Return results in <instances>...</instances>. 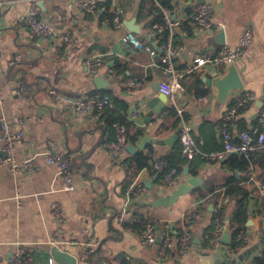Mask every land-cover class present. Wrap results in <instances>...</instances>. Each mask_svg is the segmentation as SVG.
<instances>
[{
  "label": "crops",
  "instance_id": "0c3cea01",
  "mask_svg": "<svg viewBox=\"0 0 264 264\" xmlns=\"http://www.w3.org/2000/svg\"><path fill=\"white\" fill-rule=\"evenodd\" d=\"M39 1H43L46 10ZM83 1L36 0L59 33L70 32L76 39L67 42L56 36L35 35L20 22V16L29 11L28 0H0V86L5 95L4 106L0 105V119L5 116L17 129L20 128L17 120L22 119L25 134L24 142L15 149V157L22 161L47 151L49 142H55L72 159L75 169V188L64 191L56 165L48 163L43 155L37 157L36 169L22 173L14 172L8 164L0 165V264H13L10 259L19 243L33 248L31 264H49L47 252L53 246L75 256L76 264H250L264 250V189L261 186L264 149L252 153L248 171L233 169L228 162L231 153L225 152L221 122L225 111L245 91H253L257 98L239 109L234 127L239 133L245 126L248 130L257 126L263 106L259 100L264 103V0H166L167 8L161 0H153L159 8V4L164 8H160L163 14L168 13L172 18L204 3L212 6V30L200 31L193 23L174 30L175 43L183 46L174 61L175 73L163 67L164 40L157 34L158 23L152 25L151 0H110L102 3L95 13L85 12ZM107 3L109 8H105ZM116 8L120 9L121 27L109 19ZM131 19L139 25V31L133 32L136 38L148 42L156 54L137 49L126 39L131 32L126 21ZM246 28L252 29L253 41L236 61L244 87L232 91L228 100L219 105L215 88L208 87L203 79L215 72L223 74L225 67L207 62L192 69L195 59L209 60L225 46L236 47ZM16 53H22L23 60L7 68ZM92 54H102L104 58L95 75L86 65V59ZM96 76L107 79L109 88H98ZM174 78L180 80L183 89L172 95L163 93L162 86ZM134 80H143V86H130ZM198 80L202 82L201 90L207 94L198 91ZM158 83L162 85L159 89ZM95 92L110 95L117 101V108L81 114L65 102L67 97H86ZM153 97H159L162 105L170 104L177 114L151 118L150 112L144 113L142 107L145 100ZM135 111L138 113L133 116ZM108 112L121 113L131 122L130 134L137 137L134 145L150 135L161 140L173 137L184 118L192 127V135L203 154L185 158L180 132L170 144L149 143L139 151L149 156V165L160 158L164 160V167L154 171L148 165L130 181L129 160L135 153L125 149L120 155H114L106 147L116 140ZM146 117L151 121L147 122ZM3 147L4 142L0 140V158L5 156ZM180 154L185 164L175 182L167 184V157L173 155L176 162ZM185 168H188L187 174ZM194 177L198 178L197 185L173 204H153ZM150 179L151 189L146 186ZM135 180L143 183L144 190L137 199L130 200L127 188ZM230 180L250 192L245 224L249 242L236 248L223 242L206 244L219 204L224 209V224L231 226L234 240L236 226L231 224V216L237 205L236 196H225ZM55 203L60 206L63 222L53 212ZM135 213L152 221L162 234L168 231L175 234L177 228L183 232L189 230L193 236L191 248L182 254L176 248L177 238L172 235L173 248L161 256L158 243L153 246L143 243L142 232L134 227ZM187 215L193 221L186 225ZM260 222H263V231L258 233ZM96 242L94 252L85 257V251Z\"/></svg>",
  "mask_w": 264,
  "mask_h": 264
},
{
  "label": "built area",
  "instance_id": "2783aa9c",
  "mask_svg": "<svg viewBox=\"0 0 264 264\" xmlns=\"http://www.w3.org/2000/svg\"><path fill=\"white\" fill-rule=\"evenodd\" d=\"M110 0H84L82 2V8L87 13H95L101 3H105ZM29 11L26 14L20 16L19 20L24 25L28 26L32 33L41 37H59L63 41L73 42L76 41L75 37L70 32L59 33L55 26L44 16L41 7L37 4L36 0H28ZM160 8H164L159 4ZM1 7V2H0ZM114 17V24L118 27L123 25L120 16V9L116 8ZM66 21V18H65ZM193 23L200 31H210L214 28V22L212 18V6L209 3H204L196 6L193 10L184 13L183 15L172 18L170 14L164 13L163 23H158L156 29L158 32L165 30L169 31V35L161 45L162 62L165 70L171 73H175L174 61L175 58L183 50L181 44H177L173 38V32L176 28L183 27L186 23ZM137 49L146 50L151 54H156V50L148 43L140 39H137L133 32H129L126 36ZM253 41V31L251 28H246L238 41L236 47L225 46L221 52H219L212 59H205L203 57H197L195 59V65L192 69H197L200 66L205 65L207 62H212L220 67L228 65L232 61H237L245 54L246 50L251 46ZM23 60L22 53H16L9 60L7 68L11 67ZM104 58L102 54H92L86 59V65L91 74L98 73L100 67L103 65ZM143 80L131 81L130 86L141 87L143 86ZM183 89V86L178 78L171 80L170 84L162 86L161 91L167 95H172L175 91ZM257 98L253 91H245L235 105L225 111L221 122V133L226 153H237L250 157L251 154L258 149H264V103L257 119V126L252 131L235 132V120L240 108L253 102ZM65 102L73 106L79 113L85 114L88 112L103 110L114 111L116 109L115 102L109 95L95 92L86 97H67ZM5 95L2 87L0 86V105L4 106ZM137 111L133 113V116L137 115ZM181 113V112H180ZM182 114V113H181ZM183 118V117H182ZM0 140L4 142L3 151L5 156L0 158V165H10L11 169L16 173H22L27 170L36 169L38 166L37 157L43 155L48 163L54 164L57 167L58 174L63 179L64 191H71L75 188L74 182V167L72 159L65 156L63 152L59 150L57 143L49 142V148L44 152H37L29 158L24 160H18L15 157V149L18 145L24 142V130L23 120L18 119L17 124L20 128H15L13 124L7 121L5 116L0 119ZM114 127L116 130V140L109 142L106 147L114 155H120L127 146L128 143V126L126 123L115 122ZM180 139L182 142V153L185 158L193 159L199 154H203L197 146L196 140L192 135V127L183 118L180 127ZM151 170H160L164 167V160L160 158L154 159L148 166ZM179 171L176 167L171 168L167 173L165 181L167 184H173L177 179ZM264 189V184L261 185ZM143 183L139 180L133 181L127 188V196L130 200L137 199L143 192ZM221 204L215 208V226L208 233L210 242L213 245H220L222 242V235L224 232V219L220 217ZM53 212L58 219L63 222L61 209L58 203L53 205ZM120 220H124L121 215ZM263 231V222H260L258 233ZM142 241L145 245H156L158 239L157 227L152 221H148L144 231L141 234ZM182 243L181 253L186 254L193 244V236L189 230H185L182 236L177 239ZM234 240L240 245H246L249 242V235L246 229L241 228L235 233ZM97 242L92 244L86 251L84 256L92 254L97 246ZM159 251L161 256H166L168 252L173 248L174 241L173 236L168 231L162 238V242L159 245ZM33 248L29 245L19 243L15 252L11 257L13 264H31L33 259Z\"/></svg>",
  "mask_w": 264,
  "mask_h": 264
},
{
  "label": "water",
  "instance_id": "95a60500",
  "mask_svg": "<svg viewBox=\"0 0 264 264\" xmlns=\"http://www.w3.org/2000/svg\"><path fill=\"white\" fill-rule=\"evenodd\" d=\"M39 5L44 9L43 1H39ZM126 25L128 29L131 32H138L139 31V25L135 23V19L127 20ZM205 84L208 87H214L216 94H217V102L218 104L225 103L230 95L232 94V91L234 90H241L244 87L243 80L241 78V75L239 73L237 64L235 61H232L228 63V65L225 68V71L223 74H219L218 72H215L212 74L211 77H205L203 79ZM95 82L100 89L109 88V81L102 76H96ZM162 85L158 83L157 88L159 89ZM259 104H263V100H259ZM144 113L150 112L151 118H156L159 116H168L170 114H177V110L172 107L170 104L162 105L161 100L159 97H153L150 99L145 100V104L142 107ZM147 122H150L151 120L146 117ZM179 136V131L171 138L168 139H156L153 136H148L146 139L141 141L139 144H128L126 146L127 151L134 154L138 152L139 150H143L146 148V146L149 143H156V144H170L173 142L174 139H176ZM188 168H185V174H187ZM198 182V178H190L186 182L182 183L179 188L173 191V193L167 197H161L157 199L153 204L158 205H171L175 200L185 193L191 191L193 186H196ZM152 180L150 179L146 186L151 189ZM252 221V219H249V222ZM163 238V234L158 228V239L157 243H160ZM222 242L227 245H231L233 242V235L231 231V226L227 225L224 228V232L222 235ZM199 242V241H194ZM47 257L49 258V264H76L77 258L67 251H64L57 246H53L48 252Z\"/></svg>",
  "mask_w": 264,
  "mask_h": 264
},
{
  "label": "trees",
  "instance_id": "16d2710c",
  "mask_svg": "<svg viewBox=\"0 0 264 264\" xmlns=\"http://www.w3.org/2000/svg\"><path fill=\"white\" fill-rule=\"evenodd\" d=\"M151 13L154 15V19L152 20V25H155L157 23H163V17L164 14L162 12V10L155 4V2L153 0H151ZM102 4V3H101ZM101 4L99 5V7L101 6ZM161 4L164 8L169 7L168 6V1L166 0H161ZM104 7V5H102ZM105 8H109V3L106 4ZM115 17V13H113L112 15H109V19L112 22V20ZM190 22L186 23V28ZM184 25V26H185ZM183 26V27H184ZM189 31L192 30V27H188ZM158 36H162V40H166L168 35H169V31L165 30L163 32H158L157 31ZM201 80H198V91L201 90ZM201 94H207L208 92L206 90H201L200 91ZM108 95V94H106ZM110 96V95H109ZM111 97V96H110ZM114 100V99H113ZM115 106H116V102L115 101ZM117 108V107H116ZM109 116H111L110 120L108 121L109 124H114L115 122H121V123H126L128 126V144L129 143H133L136 142L137 137L135 135L130 134V129H131V122L128 121V119L126 118V116L122 115L121 113L116 114V113H107ZM113 114V115H112ZM252 131V130H248V128L243 127V129H241V131ZM180 157H178V160L175 162V160L173 159V155L172 156H168V167H166L165 169V174H167L169 172V170H171V168L176 167L178 169V171L180 172L182 170V166L183 164H185L184 159H182L181 154L179 155ZM252 156V154H251ZM251 156L250 157H246L245 155H240L237 153H231L229 155V164L230 166L235 169V170H239L240 172H246L250 169L251 167ZM166 160V159H165ZM149 165V156L146 155L143 151H139L137 153H135L134 155L131 156L130 160H129V167H128V172L130 173L129 176L131 177L130 181H132L137 174L139 173V171L145 167H147ZM250 192L248 189H246L245 187H243L242 185H234L233 180H230L229 183L227 184V189L225 190V196L229 197V196H236V201H237V205L236 208L233 212V215L231 216V224L233 226H236L234 229V233H236L239 229L244 228L245 224L247 223V215H248V211H247V204L246 201L249 198ZM139 204V203H137ZM217 215H214V220L216 219ZM220 217H222L223 219L225 218V213H224V209L221 207L220 210ZM135 220L134 221V227L136 225V227H138V229H140L141 232L144 231L145 226L147 224V219L144 218L141 214H137L135 213ZM193 221V219L191 218V215H187L184 219V223L190 224ZM130 224V223H129ZM214 225L212 226V229L214 228ZM171 233V232H170ZM183 234L182 228H177L175 234L172 233L171 235H175V238L179 239ZM165 234H163L164 236ZM162 242V240H161ZM158 243V245L161 244ZM210 238H206V244H210ZM177 246V250L181 251L182 249V243L180 241L177 240L176 242ZM240 245L233 240L231 247L236 248L239 247ZM250 264H264V250L262 251L261 254L255 256Z\"/></svg>",
  "mask_w": 264,
  "mask_h": 264
}]
</instances>
